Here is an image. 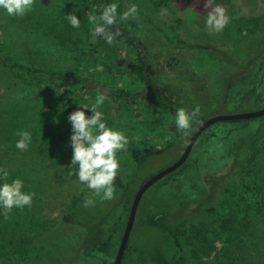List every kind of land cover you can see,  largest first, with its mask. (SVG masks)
I'll use <instances>...</instances> for the list:
<instances>
[{"label":"rangeland","instance_id":"obj_1","mask_svg":"<svg viewBox=\"0 0 264 264\" xmlns=\"http://www.w3.org/2000/svg\"><path fill=\"white\" fill-rule=\"evenodd\" d=\"M95 1L101 12L115 3L117 24L164 49L176 65L165 73V90L177 102L171 103L172 111L169 105L158 107L139 98L143 86L120 65L123 59L134 63L129 46H116L118 56L110 59L105 52L112 48L100 42L103 51L94 54L97 38L88 21L90 15L98 16L94 0H35L33 10L23 17L0 10V49L14 62L70 73L130 94L120 100L83 85L31 79L0 66V167L9 173L7 182L19 178L23 190L34 193L30 207H14L7 215L0 209V264H114L137 191L144 181L178 161L200 121L264 108V0H213V7H223L229 17L223 31L210 32L235 57L229 65L184 47L186 36L174 24L177 14L194 32L207 29L211 8H205L206 0H169L171 10L163 12L157 7L159 0ZM133 3L138 8L136 19L120 20L119 14ZM69 13L81 20L79 28L65 19ZM99 95L106 97L98 109L105 122L128 138L126 148L117 153V176L128 191L113 185L109 200L94 195L70 169L67 117L79 106L94 104ZM180 108L193 114L189 133L174 124ZM195 112L202 120L195 118ZM19 131L32 134L27 151L15 148ZM262 131L264 116L222 121L206 129L187 162L145 194L129 246L156 247L160 230L148 218L154 209L163 208L178 220L177 234L192 263L264 264V139L255 148L250 144L251 137ZM135 148L169 150L139 168L131 155ZM168 183L173 184L171 189L161 192L160 186ZM242 183L254 184L258 198ZM86 199L94 203L86 207ZM147 205L142 219L141 210ZM64 215L75 223H65ZM224 219L232 221L231 232L222 233ZM144 251H132L130 264H143Z\"/></svg>","mask_w":264,"mask_h":264},{"label":"clouds","instance_id":"obj_2","mask_svg":"<svg viewBox=\"0 0 264 264\" xmlns=\"http://www.w3.org/2000/svg\"><path fill=\"white\" fill-rule=\"evenodd\" d=\"M35 0H0V10L8 16L23 17L33 10ZM205 8H211L207 12L205 25L209 32H220L228 25L229 17L225 9L219 5L213 7V0H206ZM165 11L164 9L161 10ZM138 8L132 4L127 11L119 14L120 20L136 19ZM65 19L73 28H79L81 20L74 13L65 15ZM118 12L115 3L104 7L99 16L90 15L88 21L93 25L94 38L105 39L112 43L114 37L110 31L111 26L117 23ZM104 95H99L92 105L84 104L71 112L67 120L71 126L69 146L72 149L70 169L74 171L76 178L88 189L94 190V195L101 200L113 198L115 181L120 162L117 153L124 150L128 144L127 136L110 127L104 119V114L99 107L105 101ZM85 110L91 114L86 115ZM193 114L180 108L175 112L174 124L178 130H187L191 126ZM19 139L15 142V148L21 152L27 151L32 143V134L29 131H19ZM9 173L4 167H0V209L5 215L14 207H30L34 193L24 191V181L16 178L7 182ZM85 206L94 202L86 199Z\"/></svg>","mask_w":264,"mask_h":264},{"label":"trees","instance_id":"obj_3","mask_svg":"<svg viewBox=\"0 0 264 264\" xmlns=\"http://www.w3.org/2000/svg\"><path fill=\"white\" fill-rule=\"evenodd\" d=\"M93 6H94V10L98 13L99 16L102 12L95 9L98 6V3L95 0ZM157 7L161 10L162 9L169 11L171 10L169 0H159L157 3ZM173 21L175 26L179 30H181L186 36V38L182 41V45L184 47L188 48L189 50L197 49L207 52L211 54L213 57L219 59V61L223 65L226 62L228 63L234 60V56L232 55V53L227 51V48L223 46L219 40L217 41L215 36L211 34L206 28L201 29L200 32H194L193 30L189 29L186 26L184 18H182V16H179L177 14H174ZM95 45H92L94 47L93 48L94 54H100L103 51V45L100 43L99 40H97V44ZM105 55L111 57L110 59H116L118 53L116 52V50L112 49L110 53L107 50L105 52ZM0 66H2V68L6 69L9 72L16 73L19 75H25L26 77L31 79L45 78L47 81L50 82H60L66 85L72 84V82L70 81V77H72V74L70 73H50L26 65L18 64L14 62L1 49H0ZM136 73L141 77L143 81L145 80V78L142 77L140 68L136 71ZM122 93L124 92L118 91L116 93V98L123 100L124 97ZM126 94L130 95L129 93ZM189 132H190L189 130L185 131V133H189ZM263 139H264V131L254 134L250 139L251 147L252 148L257 147L259 142H261ZM168 150L169 148L146 149L142 151L140 149L135 148L132 150L131 155L134 162L140 168L143 167L152 157L161 156L165 154ZM146 181H144V183ZM113 185L120 188L124 192L128 191V187L124 184L123 180L119 176L116 177L115 181L113 182ZM241 185L244 189H246L249 193H251L256 199L258 198V189L255 187L254 184L242 183ZM172 186L173 184L171 183L165 184L162 187L160 186V191L161 192L167 191L171 189ZM148 206L149 205L145 207V210L143 211L141 210V215H140L141 218L147 211ZM209 212L215 213V210L211 209L209 210ZM151 213H152V218H148L149 224H152L155 228H158L160 230L159 235L156 237V241L154 240V247L155 245L156 247L153 248V246L150 245L144 248L141 245L137 246V244L131 247L129 246L122 264H130L131 262H134L132 257V251L137 252L143 249L145 250L144 251L145 259L143 264H194L186 258L184 246L177 234L176 228H177L178 220H175L171 218V216H169L168 214H165L163 208H160V211L154 209V211H152ZM70 215H64L63 220L65 221V223L74 224L75 222L73 218L70 217ZM231 223L232 221L230 219L223 220L220 226L222 233H228L232 231ZM91 234L92 235L95 234V230L93 228L91 230Z\"/></svg>","mask_w":264,"mask_h":264},{"label":"flooded vegetation","instance_id":"obj_4","mask_svg":"<svg viewBox=\"0 0 264 264\" xmlns=\"http://www.w3.org/2000/svg\"><path fill=\"white\" fill-rule=\"evenodd\" d=\"M110 31L114 37L112 43H107L105 39L99 37H97V40H99L103 45H110V47L114 50H116V46H118L119 44L130 47V49L132 50L131 55L135 59L134 63L126 62V60L123 59L120 62V65L125 66L143 86L144 90L143 92H139V98L144 102H151L158 107L169 105V109L171 108V110L173 111L171 103H176L177 100L175 97L171 98V94L165 90L167 84L164 80V76L168 70L174 71L176 69V65L169 61V59L165 55L164 49L161 46L158 47L155 45L154 47L149 43H145V41L137 36L132 29L124 28L117 23L114 26H111ZM225 64L229 65V62H226ZM139 68L141 69L142 77L145 78L144 81L136 73ZM70 81L76 85H83L84 88H87L86 84L89 82L83 77L73 76L70 77ZM179 83L180 82L178 80L177 85ZM98 86L100 85L96 84V87ZM100 87L101 90L99 92H102L106 96L109 95L112 98H116L117 92L114 89L106 86ZM106 88H108L109 90H107ZM94 90L98 91L97 88H95ZM122 95L125 100L129 99L130 97V95H127L126 92L122 93ZM131 97L134 98V96ZM194 116L196 119H200L198 116H196V112ZM200 122L201 125L203 123V120ZM196 130L197 129L192 132V135Z\"/></svg>","mask_w":264,"mask_h":264},{"label":"water","instance_id":"obj_5","mask_svg":"<svg viewBox=\"0 0 264 264\" xmlns=\"http://www.w3.org/2000/svg\"><path fill=\"white\" fill-rule=\"evenodd\" d=\"M86 87L90 90H94L97 88L98 91L101 90V87H96V84L92 82H88L86 84ZM109 90L108 88H106ZM264 116V108L256 111V112H249V113H238L233 115H221L215 118H212L204 123H202L197 130L193 133L190 142L185 149L182 156L178 159V161L173 164L171 167L159 172L157 175L151 177L149 180H147L137 191L133 203L130 207L129 217L126 224V228L120 243V246L118 248V252L114 261V264H122L123 260L125 258V254L129 248L130 238L133 233L137 218H138V212L140 205L142 203V200L145 196V194L158 182H160L165 177L173 174L177 170H179L189 159L190 154L192 153V150L198 140V138L202 135V133L208 129L210 126L222 122V121H235V120H250V119H257Z\"/></svg>","mask_w":264,"mask_h":264}]
</instances>
